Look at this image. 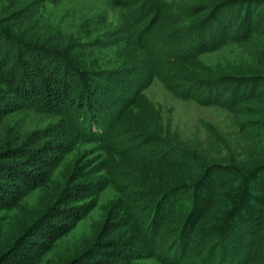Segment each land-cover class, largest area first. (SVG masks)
Returning a JSON list of instances; mask_svg holds the SVG:
<instances>
[{
	"label": "rangeland",
	"instance_id": "1",
	"mask_svg": "<svg viewBox=\"0 0 264 264\" xmlns=\"http://www.w3.org/2000/svg\"><path fill=\"white\" fill-rule=\"evenodd\" d=\"M36 8L37 17L47 24L44 27L48 26L51 35L54 30V35L57 31L58 37H67V51L58 60L51 58L54 61L49 60L48 65L59 79H70L64 83L48 77V89L37 99L16 101L2 114L1 123L10 131L4 140L15 135L16 125L27 131L25 141L36 140L26 144L25 152L17 153L10 163L24 162L25 169L31 171V183L33 179L47 181L21 195L13 206L0 210L3 230H11L30 213L49 207V225H41L38 234L30 235L20 246L24 251L28 242L42 239L47 242L39 252L43 259L73 253L79 257L81 249L83 261L104 264L109 245L119 241L132 253L121 264H211L207 261L210 256L215 264L227 252L233 264L239 259L245 260L242 264H264V235L254 233L251 223L243 227L223 224L221 233V222L214 227L217 218L213 214L203 217L194 210L187 215L196 192L199 195L207 187L210 195L215 192L211 175L196 187L185 178L174 189L187 188L165 197L153 221L143 222L140 217L151 202L145 195L168 171L165 162L171 147L194 157L207 154L212 160L229 156L219 148L224 142L238 151L252 147L248 134L244 138L239 129L240 117L234 120L223 105L197 102L196 93L183 97L180 84L185 82L184 75L205 70L240 74L248 72L247 67H259L257 63L264 58V35L253 33L242 41L199 52L179 69L167 59L173 46L165 56L167 46L159 45L161 38L153 37L156 43L150 50L139 42L129 44L126 27H121L123 33H114L120 29L119 23L131 22L132 7L116 6L110 0H37ZM150 17V13L144 15L135 32ZM152 42L149 38L147 44ZM40 66L35 73L45 78ZM149 70H154V75L145 73ZM85 94L87 106L82 98ZM87 114L98 118L101 127L82 122ZM37 158L46 164H32ZM234 192L239 199L245 198L240 184L230 183L224 193ZM207 193L200 192L199 198ZM56 194L48 206V197ZM234 210L228 207L223 221L230 220L237 212ZM243 214L249 216L248 212ZM125 221L130 224H123ZM141 222L139 232L135 226L139 228ZM210 227L215 233L212 240H206ZM136 234L140 238L134 242Z\"/></svg>",
	"mask_w": 264,
	"mask_h": 264
},
{
	"label": "trees",
	"instance_id": "2",
	"mask_svg": "<svg viewBox=\"0 0 264 264\" xmlns=\"http://www.w3.org/2000/svg\"><path fill=\"white\" fill-rule=\"evenodd\" d=\"M36 1L0 0V210L13 206L21 195L36 186L42 187L47 183L46 180L43 182L44 180L38 181V179H33L34 182L31 183L32 174L22 165L24 162L10 163L14 161L12 158H15L17 153L25 152L26 144L34 143L36 140L25 141L27 131H22L16 125L15 135L10 136V139L6 141L4 138L8 132L10 135V131H6L5 122L1 123L2 114L10 110L16 101L37 99L42 91L48 89L46 83L50 79L48 77H57L56 73H51L49 69L48 64L51 63L49 60L54 61L51 58L58 60L68 49L67 37H58L57 31L54 35V30L51 35L48 26L44 27L47 24L37 17L39 15L36 10ZM110 1L116 6L129 7V9L132 7L129 12L132 15L131 22L119 23L120 29L118 28L114 33H123L125 30L121 27H126L129 31V39L127 38L129 44L131 41L139 45L137 43L139 42L142 43L141 47L148 46L150 50L156 43L153 37L161 38L159 45L167 46V50L164 51L165 56L169 53L168 47L173 46V54H169L167 59L179 69H183L184 65L189 63L188 59L199 52L213 50L229 41H242L253 33L264 35V0H201L198 3H191V0ZM148 13L151 19H148V22L135 32V26ZM149 38L153 39L150 45L147 44ZM40 63V73H45V78L35 73L36 66ZM257 64L260 66L247 67L246 73L231 74L227 71L212 69L182 77L185 81L180 84L183 97L191 92L196 93L197 102L205 105H223V108L231 112L234 120L240 117L239 129L244 132V138L245 133L248 134L246 135L248 143L252 147L247 146L245 151H238L224 142L219 148L226 150L229 156L224 158L217 156L213 160L208 159L207 154L194 157L184 150L171 147L169 159L165 162V165L169 167L168 171L157 178L160 180L156 181L149 193L145 195L151 202L148 211L147 207L144 208L148 214L145 211L143 215H139L143 216V222L146 219L153 221L165 197L187 188V185H182L177 187L181 189H174L178 184H183L181 182L186 180L185 178L192 183L193 187H196L199 184L202 186L207 179L206 176L211 175L216 182L215 192L210 195L207 193L210 188L199 187L200 192H206L207 195L199 198L200 192L199 195L196 192L187 215L195 212L194 210L203 213V217L213 214L215 219L217 218V220L214 219V227L219 221L221 222L220 227L218 226L221 233L223 224L234 223L238 226L239 223V226H242L244 223L247 225L251 223L250 227L254 233L264 235V58ZM150 72L152 75L155 73L154 70L145 73L150 74ZM78 74L83 76L82 73ZM68 79L70 78H62L59 81L66 83ZM223 93L226 95L221 100ZM5 94L8 95L5 96ZM85 96L86 94L82 98L87 106L89 101L86 102ZM82 122L100 126L99 119L94 115L90 117L87 114ZM34 162L32 164H46L42 158H37ZM185 173L188 175H180ZM230 183L233 186L240 184L246 193L245 198L239 199L240 196H236L235 192V194L225 195ZM86 188L88 186H85ZM56 197L57 194L50 195L47 204L50 199L55 201ZM228 207L235 208L237 214L232 211L230 220L223 221L225 217L223 213ZM46 209L44 212L30 213L31 215L17 222L14 228L7 231L3 230V216L0 214V264L92 263L82 260L85 255L81 249L77 253H80L79 257H74L75 253H73L67 257L43 259L39 252L47 245V242H42V239L28 240L30 242L27 243V248L24 251L20 249L26 238L29 239L30 235L38 234L37 228L43 224L49 225V221L46 220L49 207ZM244 212H248L249 216L243 214ZM197 217H193L192 221L194 222ZM143 222L138 224L139 228L135 226L137 231L141 232L140 225ZM123 224L129 225L130 222L125 221ZM219 230L217 234L220 233ZM207 232L206 240H212L215 231L210 227ZM139 238V234H136L132 241L135 242ZM139 246L142 245L139 244ZM206 252L204 251L203 254L205 255ZM131 254V251H128L119 241H112L104 253L108 256L109 262L105 261L104 264H121L125 258L130 259ZM212 260H214L212 256L207 258L211 264ZM231 260L227 252L218 261L216 260L215 264H233ZM239 261L237 264H242L245 260L239 259Z\"/></svg>",
	"mask_w": 264,
	"mask_h": 264
}]
</instances>
